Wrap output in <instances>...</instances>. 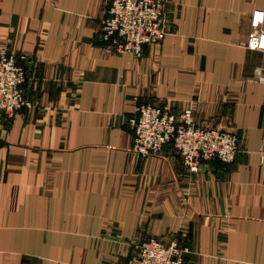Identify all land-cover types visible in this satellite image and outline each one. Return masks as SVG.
I'll return each mask as SVG.
<instances>
[{
	"label": "crops",
	"instance_id": "1",
	"mask_svg": "<svg viewBox=\"0 0 264 264\" xmlns=\"http://www.w3.org/2000/svg\"><path fill=\"white\" fill-rule=\"evenodd\" d=\"M109 0H0V47L25 54L32 106L0 120V264H136L188 230L186 264H264V0H169L174 32L143 56L98 40ZM138 100L237 133L227 168L133 151Z\"/></svg>",
	"mask_w": 264,
	"mask_h": 264
},
{
	"label": "built area",
	"instance_id": "2",
	"mask_svg": "<svg viewBox=\"0 0 264 264\" xmlns=\"http://www.w3.org/2000/svg\"><path fill=\"white\" fill-rule=\"evenodd\" d=\"M168 0H109L100 19L98 40L115 54L143 56L144 47L162 43L171 32ZM246 47L264 52V10L251 14ZM25 54L0 47V120L13 119L32 106L24 85L28 73ZM134 132L133 151L140 156L161 152L171 144L183 165L198 172L203 163L221 162L225 167L244 153L240 136L232 131L198 125L191 108L180 113L168 105L138 100L130 118ZM188 230L183 228L170 241L151 238L140 245L136 264H186Z\"/></svg>",
	"mask_w": 264,
	"mask_h": 264
},
{
	"label": "rangeland",
	"instance_id": "3",
	"mask_svg": "<svg viewBox=\"0 0 264 264\" xmlns=\"http://www.w3.org/2000/svg\"><path fill=\"white\" fill-rule=\"evenodd\" d=\"M168 3H169V0H168ZM168 3H167V10L169 11V8H168ZM256 10V9H255ZM261 10H264V9H261ZM254 11H252V13H253ZM251 13V14H252ZM250 20H251V15H250ZM168 23H169V26H170V29H171V32L169 33V35L171 34V33H173L174 32V28H173V24H172V20H171V17H170V13L168 14ZM250 31H251V27H250V30H249V33H250ZM249 33H248V35H249ZM168 35V36H169ZM248 35H247V39H248ZM167 36V37H168ZM246 42H247V40H246ZM245 46H246V43H245ZM247 48V47H246ZM248 49V48H247ZM250 50V49H249ZM253 51V50H252ZM260 52H262V51H260ZM169 106V105H168ZM174 112H176V113H180V112H182L183 110H185V109H188V108H184V109H182L181 111H176V110H174L171 106H169ZM189 108H191L192 109V111H193V118H194V120H195V122L198 124V125H201V126H206V127H215V126H211V125H202V124H199L197 121H196V119H195V115H194V109L192 108V107H189ZM21 111V110H20ZM19 111V112H20ZM18 112V113H19ZM16 117V116H15ZM14 117V118H15ZM13 118V119H14ZM13 119H11V120H13ZM11 120H9V121H11ZM215 128H218V127H215ZM218 129H221V128H218ZM222 130V129H221ZM223 130H225V129H223ZM229 131V130H228ZM133 146H134V144H133ZM163 151V150H162ZM161 151V152H162ZM245 151V150H244ZM161 152H159V153H161ZM159 153H157V154H159ZM157 154H151V155H157ZM148 156H150V155H148ZM237 159V158H236ZM236 161V160H235ZM219 162V161H218ZM219 163H221V162H219ZM222 164V163H221ZM231 165V164H230ZM222 166L223 167H225L223 164H222ZM229 166V165H228ZM227 166V167H228ZM201 167V166H200ZM227 167H225V168H227Z\"/></svg>",
	"mask_w": 264,
	"mask_h": 264
}]
</instances>
